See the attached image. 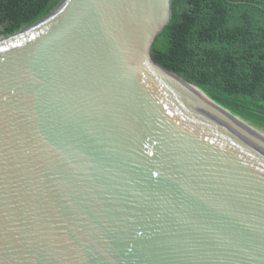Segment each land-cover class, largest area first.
Segmentation results:
<instances>
[{"label":"water","instance_id":"obj_1","mask_svg":"<svg viewBox=\"0 0 264 264\" xmlns=\"http://www.w3.org/2000/svg\"><path fill=\"white\" fill-rule=\"evenodd\" d=\"M170 16L60 0L0 37V264H264V130L152 58Z\"/></svg>","mask_w":264,"mask_h":264},{"label":"trees","instance_id":"obj_2","mask_svg":"<svg viewBox=\"0 0 264 264\" xmlns=\"http://www.w3.org/2000/svg\"><path fill=\"white\" fill-rule=\"evenodd\" d=\"M60 0H0V37ZM152 58L253 127L264 130V0H171Z\"/></svg>","mask_w":264,"mask_h":264},{"label":"bare ground","instance_id":"obj_3","mask_svg":"<svg viewBox=\"0 0 264 264\" xmlns=\"http://www.w3.org/2000/svg\"><path fill=\"white\" fill-rule=\"evenodd\" d=\"M157 71H159V70L157 69Z\"/></svg>","mask_w":264,"mask_h":264}]
</instances>
